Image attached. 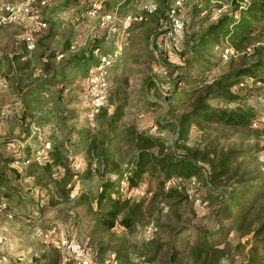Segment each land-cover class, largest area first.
Segmentation results:
<instances>
[{
	"label": "trees",
	"instance_id": "trees-1",
	"mask_svg": "<svg viewBox=\"0 0 264 264\" xmlns=\"http://www.w3.org/2000/svg\"><path fill=\"white\" fill-rule=\"evenodd\" d=\"M69 1L71 0H66L62 5H67ZM76 1L79 2V11L84 17L85 4L83 1ZM159 11L160 9L153 14L159 13ZM200 12H206L205 5L195 4L192 6L194 15ZM205 19L208 22L201 26L198 33L190 35L185 40L186 51L181 54L178 64H173L175 66L173 68L175 70L174 82H185L189 86L199 82L198 80L200 82L197 86L184 88L178 94L185 96L190 104L189 108L180 111L174 119L166 124L158 123L159 127L170 126L173 128L174 137L171 144L165 143V140L160 136L144 130L133 121H123V115L128 107L142 109L153 107L154 104L146 100V97L141 93L129 103L126 90L127 79L124 76L113 75L111 81L110 79L108 81L106 101L89 119L91 122L87 127L78 129L76 139H70V137L65 139L72 146H77L83 151L85 159L80 167L73 171L68 165L65 145L60 141H54L50 145L41 161L35 159L29 162L26 168L28 174L33 176L36 183L45 186L50 194L47 203L55 204L62 198L69 199L72 206L84 207L88 217L90 241L93 233L113 229L115 225L126 229L134 228L142 214L152 210V205H143L147 193H149V204L153 201H160L167 206H173L178 205L182 199H189L194 206H199V202H196L193 196L198 197L200 202L207 203V197L200 196L193 191L192 187H196L199 182L209 187L212 186L210 181L224 175L229 170L234 156L241 152L237 149H228L214 160L210 148L187 145L185 139L193 125L249 128L253 119L257 117L256 108L244 103L241 93L232 91L231 87H255L257 85L253 83L254 81H264V42L262 41L264 37V0H233L229 10L218 13L214 17L206 12ZM43 20L45 21V19ZM142 21L131 23L126 29V35L122 37L127 39L131 27ZM43 28L40 27L36 30ZM101 29L102 32L92 40L90 50L82 51L79 56L77 54L69 56L64 60V64L60 65L61 69L71 64L83 68L81 91L98 55L111 53L102 50L99 45L100 40L108 34L105 29ZM184 31L185 29L182 39ZM51 34H53L52 31H49L47 37ZM37 35L35 36L37 37ZM182 39L179 52L183 48ZM36 42L37 39L35 40L34 37L33 49ZM224 43L233 46L237 51L236 55L239 53L237 61L231 62L230 66L222 73L205 78L202 74L204 71L210 70L215 60L219 59L218 52ZM23 44L20 43V48L22 45L26 49L25 42ZM68 46L70 45L68 44ZM68 46L66 42L58 53L63 54ZM170 51L172 50L167 47L164 49L163 59L169 57ZM23 53L25 54L24 50L17 51L11 55V59L17 62ZM154 53L156 54L155 45ZM139 58L135 61H138ZM41 59L45 60L43 57ZM115 60L110 67L114 65ZM139 60L143 61L144 59ZM11 64L10 73L7 75H12L11 78L16 76V84L23 86L30 76L27 61L18 67ZM36 68L38 69V67ZM246 77H251L253 81H247ZM50 82L51 79H47L45 85H49ZM42 87L43 83H30L23 87L24 94L36 95L38 98L43 93ZM214 98H223L225 102L222 104L209 103L208 100ZM15 101L21 106L18 111L19 118L24 119L26 124L32 122L26 116L30 114L29 102H20L19 97H16ZM109 104H112L111 108ZM4 161L10 162L11 159L4 158ZM204 164L207 165V169ZM53 171H56L55 175H52ZM74 173L76 179H86L92 174L98 176L99 184L93 195L81 189L72 197H68L69 182H73ZM234 173V170H230L229 176ZM238 180L241 181V179ZM0 184H2V179ZM231 184L225 187L223 193H214V203L210 210V214L215 219L213 228H206L188 219H182L177 223H165L167 224L165 226L166 240L163 238L152 239L148 233L151 239L148 241L145 251L136 253L137 255L131 258V261H127L125 255L127 247L122 244L106 260L109 262L107 264H111V260H115L114 264H139L141 262L145 264H220L225 241L230 232H239L242 235L250 233L249 246L243 252V258L235 264H264V252L260 251L264 247V191L262 189L264 183L257 184V189L254 190L242 187L236 195L234 194L235 187L233 183ZM133 188L140 192L138 196L127 194ZM189 189L192 197L187 192ZM231 197H233V204L226 202L227 198ZM41 208H45V205H42ZM13 215L26 221L25 217L27 216L13 213L11 217ZM28 222L32 223L33 227L37 223V219L30 217ZM40 223L42 224V222ZM68 232L75 236L71 229H68ZM80 242L84 244L91 260L95 262L90 252L92 250L88 246L90 242L88 241V245ZM44 244L45 248L41 256L47 260L45 264H65L61 261V256L55 246V238ZM164 245L168 246L167 251L159 253L160 248ZM239 245L238 243L236 247ZM119 251L125 255L124 258L127 262L117 259L120 256Z\"/></svg>",
	"mask_w": 264,
	"mask_h": 264
},
{
	"label": "rangeland",
	"instance_id": "rangeland-1",
	"mask_svg": "<svg viewBox=\"0 0 264 264\" xmlns=\"http://www.w3.org/2000/svg\"><path fill=\"white\" fill-rule=\"evenodd\" d=\"M65 1L48 0L45 8L41 11L44 14L45 10L42 18L45 19L46 26L41 30L33 31L35 40L37 39L35 48H32L33 50L29 56L23 59L18 58V61L13 63L16 67L24 61L28 63L30 76H28L29 79L24 82L23 86L16 84V76L11 78L12 75H7L11 69L10 58L14 54L13 51H20V41L16 36L19 30L12 27L0 31V75H4L7 81L4 87L6 91L1 95V97L4 95L7 97H0V103L14 102L16 97H19L20 102H29L30 114L26 116L28 120L32 121V124L30 127L28 125L24 126V134L20 137V140L29 135L26 142H24L28 150L30 148L35 149L39 144L37 136L49 139L50 145L54 141L64 142L69 165V158L78 159L82 163L85 156L80 148L72 146L65 139L66 137L76 139L78 129L87 127L91 121L86 116L85 95L81 91L82 88H80L83 68L71 64L61 69L60 65L64 64L63 62L67 57L75 54L79 56L82 51L90 50L92 40L102 32V29L93 21L81 16L78 1L71 0L67 5L65 4L67 8H64L65 6L62 3ZM232 1L181 0L180 13L184 20L185 29L182 39L183 48L179 53L170 51L167 59H160L154 53V42L159 33L156 29V17L160 11L148 15L142 22L134 24L129 30L127 39L108 32L100 40L99 45L102 50L111 53L116 52L115 63L108 69V81L109 79L111 81L113 75L124 76L128 84L126 90L129 103L141 93L146 97V100L154 104L153 107L142 109L128 107L123 115L124 122L133 121L144 130L160 136L165 140V143H172L173 128L170 126L162 128L158 126V123L166 124L174 119L180 111L189 108L190 104L185 96L178 94L184 88L197 86L200 82L198 80L199 82L191 84V86L185 82H174L175 70L173 68L175 66L173 64H178L181 54L185 53L187 48L185 40L190 35L198 33L201 26L208 22L205 19L206 12L214 17L218 13L229 10L232 7ZM157 2L162 8L166 0H157ZM103 4L104 9L135 12L138 9L139 0H103ZM195 4L205 5L206 12L194 15L192 6ZM68 6L71 8L69 9ZM49 31H52L53 34L47 37ZM36 34H38L37 37ZM262 41L264 42V37ZM66 42L67 46L68 44L70 46L63 54L56 57V54L63 49ZM238 55L239 53L226 61L215 60L213 67L206 72L204 71L202 75L207 78L222 73L230 66L231 62L237 61ZM41 57L45 60H42ZM138 57L144 60L138 59V61H135ZM47 79H51L49 85H45ZM30 83H43V93L38 98H36V95L24 94L25 89L23 90V87ZM231 90L240 92L243 96V102L256 108L258 115L253 119L250 127L234 128L221 125L199 127L193 125L190 127L185 139L187 145L210 148L214 160L228 149L241 151L234 156L233 162L229 165V170L224 175L210 181L212 186L209 187L199 182L196 187H192L194 192L207 197V203L202 206H194L189 199H182L178 205L173 206H167V204L160 201H153L149 204V193H147L143 205H152V210L145 211L134 228L126 229L120 225H115L113 229L93 233L90 241L88 217L83 206H72L69 199L62 198L57 200L55 204H49L47 202L50 194L46 188L41 191V194L39 191L37 197L34 196L33 183L27 177L26 168L29 162L35 160V158L34 155L32 156V150L27 151L30 158L28 162H24L21 159L20 152L25 153L27 148L20 145L9 149L15 150L13 153H16V157H13L12 154V156L6 154L8 149L5 150L2 145L0 146V154H3V159L10 156L12 165H8V169L12 174V184L15 183L14 186L9 185L6 179L3 182L4 185H0V200L7 201V209L12 214L30 216L44 224L54 223L58 225L59 234L63 231L62 229H67V231L71 229L80 241L86 245H88V241L90 242L88 246L93 252L95 251L94 253L90 252L96 264L109 263L106 260L122 244L127 247V253L125 252L127 261H131V258L137 255L136 253H142L146 250L148 241L151 239L148 233H150L152 239L163 238L166 240L165 226L167 224L165 223H177L182 219H188L211 229L215 224L214 216L210 214L214 203V193H223L225 187L232 185L231 183L235 187V195L242 187L254 190L257 189V184L264 183V84L244 88L232 86ZM208 101L211 104L225 102L223 98H214ZM109 107L111 108L112 104H109ZM17 154L20 156H17ZM122 160L124 159L122 158ZM14 166L19 167V172L16 173ZM204 167L206 168L207 165L204 164ZM209 170L211 171V169ZM230 170H234L235 173L229 176ZM75 177L74 173L73 180L71 179L73 182H69V193L72 192V194L68 193V197H72L81 189L92 195L95 193L99 184L98 176L92 174L86 179H76ZM0 178L3 177L0 176ZM238 179H241V181ZM262 189L264 191V186ZM138 193L140 192H137L134 188L127 192L128 195L133 196H138ZM233 197L227 198L226 202L233 204ZM42 205H45V208L42 209ZM31 227L32 223L26 222L18 216L13 215L11 218L0 216V230L6 236L3 249L8 255V259L4 264H45L47 260L41 256L45 244L34 237ZM249 238L250 233L242 235L239 232H230L225 241L220 264H235L241 260L243 252L249 246ZM238 243L240 245L236 247ZM167 247V245L162 246L159 253L167 251ZM260 251L264 252V247ZM119 255L118 260L127 262L121 251H119Z\"/></svg>",
	"mask_w": 264,
	"mask_h": 264
},
{
	"label": "built area",
	"instance_id": "built-area-1",
	"mask_svg": "<svg viewBox=\"0 0 264 264\" xmlns=\"http://www.w3.org/2000/svg\"><path fill=\"white\" fill-rule=\"evenodd\" d=\"M85 4L83 15L87 20L93 21L98 27L105 29L109 33L116 36L126 35V29L131 23L139 22L145 19L147 15L153 14L160 9L157 15V33L154 45L155 52L160 59H163L164 49L179 52L181 49V39L184 30V24L180 13L181 0H166L161 8L157 0H139L138 9L135 12H119L116 9H104L103 0H80ZM47 0H0V26L10 23L27 22V30L23 32L22 38L25 42L26 49L30 50L34 47L33 31L45 26V21L40 16L41 8L46 5ZM249 49L248 47L246 48ZM115 51L112 53H101L98 55L96 63L90 68L88 77L83 87L85 95L86 116L91 118L98 111L100 105L105 103L108 88V69L115 60ZM237 53L236 49L228 43H224L218 52L219 59L226 61ZM61 53L56 54L59 57ZM247 81H253L251 77L245 78ZM257 86L264 84V81L256 80L253 82ZM0 84H5V78L0 75ZM39 144L33 150L32 156L37 160H42L45 151L50 147L48 139L37 136ZM6 148L10 149L9 145ZM24 158V162L29 160ZM69 166L73 170L80 167L81 161L75 158H69ZM56 172H53L54 175ZM192 197L190 189L187 191ZM69 194H72L69 193ZM194 200L199 202V206L205 204L199 201V198L193 196ZM11 211L7 209V201L0 200V215L7 218L11 217ZM29 216L25 220H29ZM37 220L32 227L35 238L40 242L46 243L50 239L55 238V246L61 256V261L65 264H96L91 260L89 252L83 243L75 236L69 234L67 229L58 233V225L54 223H40ZM6 241L5 234L0 230V264L6 263L8 259L7 253L3 247ZM111 264L115 260L110 261ZM139 264H145L143 262Z\"/></svg>",
	"mask_w": 264,
	"mask_h": 264
},
{
	"label": "crops",
	"instance_id": "crops-1",
	"mask_svg": "<svg viewBox=\"0 0 264 264\" xmlns=\"http://www.w3.org/2000/svg\"><path fill=\"white\" fill-rule=\"evenodd\" d=\"M4 1H8V0H4ZM44 14H45V10H44ZM44 14H42V12H40L41 17H42V15L44 16ZM12 27L18 28L19 31L16 34V36L19 39L20 43L22 45H24L23 44L24 42H21V41H24L22 39L23 32L28 29L27 28V22L10 23V24H6V25H2V26H0V31L7 30L8 28H12ZM14 42H16V41H14ZM22 45H21V48H19V50L20 51L24 50L25 54L23 53V55H21L19 57V59H23V58L29 56L30 52L33 50V49L32 50L31 49L30 50L24 49L22 47ZM16 52L17 51H13V53H16ZM9 54H11V53H9ZM10 62L14 63L13 59L10 58ZM4 87H5V84L4 85L0 84V97H1V95H3L4 91H6ZM6 97L7 96L4 95L1 98H6ZM20 107H21L20 104L18 105L16 101L4 102L3 104L0 103V146L2 145V147L5 150L8 149V148L6 149V145H9L10 147H15V146L19 147V145H20L21 147L24 146L27 148V146L24 145V142H26V139L29 135H27L23 140H20V137L24 134V131H23L24 126L28 125L30 127L32 123L29 122L28 124H26L27 122L24 121V119L22 120L21 118H19L18 111H19ZM31 150L33 151L34 148L33 149L30 148L29 150L27 148L25 153L20 152L21 159L23 160L27 155L29 157L30 154H28L29 152H27V151H31ZM13 152H15L14 149H12V150L8 149V153H6V154H10V156L13 155V157H16V153H13ZM2 155L3 154H0V175L3 178H2V184H0V185H4L3 182L6 181V179H7V182L9 183V185L14 186L13 184H15V183L12 184V180H13L12 174L10 173V169H8V165H10V164L12 165V162L11 161L5 162ZM10 156L8 157L9 160H10ZM17 156H20V155L17 154ZM37 161H41V160L37 159ZM18 170H19V167H15L16 173L19 172ZM13 175H15V174L13 173ZM27 177L30 179V181H32L33 189L35 191L34 196L37 197L38 196L37 193H39V191H40V194H41V191L45 190V186L41 185V183H36L35 181H33V176L31 174H28ZM36 197H35V201H36ZM39 204H41V203H39Z\"/></svg>",
	"mask_w": 264,
	"mask_h": 264
}]
</instances>
